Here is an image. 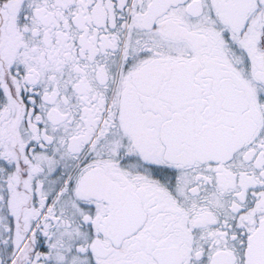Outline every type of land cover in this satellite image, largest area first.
Here are the masks:
<instances>
[{
  "label": "snow or ice",
  "instance_id": "snow-or-ice-1",
  "mask_svg": "<svg viewBox=\"0 0 264 264\" xmlns=\"http://www.w3.org/2000/svg\"><path fill=\"white\" fill-rule=\"evenodd\" d=\"M0 264H264V0H0Z\"/></svg>",
  "mask_w": 264,
  "mask_h": 264
}]
</instances>
